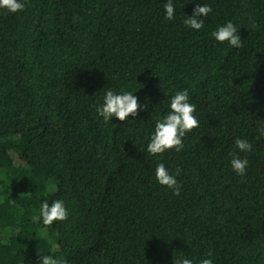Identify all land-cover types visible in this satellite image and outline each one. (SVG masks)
Returning <instances> with one entry per match:
<instances>
[{
  "label": "trees",
  "instance_id": "1",
  "mask_svg": "<svg viewBox=\"0 0 264 264\" xmlns=\"http://www.w3.org/2000/svg\"><path fill=\"white\" fill-rule=\"evenodd\" d=\"M23 2L0 9V264H264V0H173L171 20L167 0ZM197 3L212 7L199 31L184 24ZM227 22L241 48L211 35ZM107 89L133 92L139 115L106 123ZM184 89L199 127L153 156ZM158 163L180 169L179 196ZM57 199L68 218L46 226Z\"/></svg>",
  "mask_w": 264,
  "mask_h": 264
},
{
  "label": "clouds",
  "instance_id": "2",
  "mask_svg": "<svg viewBox=\"0 0 264 264\" xmlns=\"http://www.w3.org/2000/svg\"><path fill=\"white\" fill-rule=\"evenodd\" d=\"M166 11V19H174L175 6L173 0H167L164 5ZM25 3L23 0H0V9H7L11 13L23 11ZM212 12V7L208 4L201 6L196 4L191 16H187L184 24L197 31L204 27V19H200L201 15L207 17ZM211 35L220 43L228 42L234 48L242 47V40L238 34L236 26L232 22L219 26ZM140 104L138 97L130 91H122L116 93L112 89H107L103 97V104L97 107L98 114L107 123L116 117L120 121H126L130 116L139 115ZM146 107V106H145ZM196 105L190 103L189 92L187 89L177 91L170 98V111L162 119H157L155 130L151 135L150 142L147 146V151L153 156L163 154L168 150L175 149L180 152L184 148L183 140L186 133L199 127V121L194 115ZM259 132L264 135V128H260ZM235 147L241 153L252 151V144L245 139L237 138ZM231 166L233 170L244 177L249 165L248 159L241 158L235 151L232 153ZM180 174V169L176 170L175 174L169 172L164 163H158L155 169V177L158 183L166 186L173 191L174 195L179 196L182 185L178 183L177 176ZM40 215L44 225H52L55 221H64L68 218V210L63 200H55L48 203L44 200L40 207ZM207 256H211L208 253ZM41 264H65L55 258L53 255H42ZM174 264H193V261L187 257L174 259ZM199 264H213V261L208 258L201 259Z\"/></svg>",
  "mask_w": 264,
  "mask_h": 264
}]
</instances>
